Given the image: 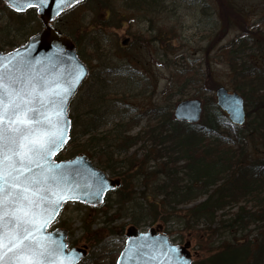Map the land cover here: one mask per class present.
Here are the masks:
<instances>
[{"label":"rangeland","instance_id":"rangeland-1","mask_svg":"<svg viewBox=\"0 0 264 264\" xmlns=\"http://www.w3.org/2000/svg\"><path fill=\"white\" fill-rule=\"evenodd\" d=\"M1 7L0 48L8 52L14 48L9 40L16 46L28 37L19 29L33 13L20 19L9 7ZM36 18L29 20V28L39 24L37 14ZM53 25L72 38L90 67L69 103L76 137L89 116L87 109L81 108L88 86L92 92L98 87L104 93L97 111L102 114L101 123L94 132L107 136L100 142L110 143L111 150L121 140L118 135L127 137L148 130L158 123L160 112L173 113L181 100L200 99L211 110V101L216 104V89L225 87L245 99V125L248 123L243 140L247 152L252 157L264 156V106L259 105L264 100V0H82L60 14ZM125 39L129 42L123 46ZM201 117L199 122H203V113ZM117 124L118 129L112 130ZM225 127L234 131L229 121ZM140 138L125 154H119L131 166V179L121 183L120 193L130 192L132 199L120 205L117 193L110 192L100 206L70 202L61 211L59 223L68 230V243L87 247L88 255L80 264H113L124 246L125 228L132 224L134 212L148 214L139 197L145 193L153 200V178L144 180L139 171L144 169V154L157 146L145 135ZM77 139L66 145L60 157H70L82 147L85 137ZM76 154L88 156L82 151ZM92 161L108 176H117L105 169L103 158L102 163ZM145 165L147 171L158 169L150 162ZM239 204L218 210L216 215L228 219ZM206 223L185 228L179 219L165 223L156 219L152 224L143 221L135 225L141 231L157 226L173 242H189L187 249L196 264L218 253L225 243L234 242L240 251L241 242L256 240L262 230L253 223L236 230L216 229L215 222L210 232Z\"/></svg>","mask_w":264,"mask_h":264},{"label":"trees","instance_id":"trees-1","mask_svg":"<svg viewBox=\"0 0 264 264\" xmlns=\"http://www.w3.org/2000/svg\"><path fill=\"white\" fill-rule=\"evenodd\" d=\"M0 5L2 9L8 7L5 3L0 2ZM30 13H33L32 17L22 21L24 23L19 29L21 34L27 36L39 30L42 22L39 21L37 26L29 28V20L37 21L36 13L32 9H28L25 13L14 14L21 19L25 18L23 15ZM10 42L11 40L8 41L10 45L15 46L11 44L14 42ZM97 89H93L92 92L89 86L86 88L87 100L81 108L87 109L86 114L89 116L85 121L86 124L82 123V130L77 136L85 139L81 144L82 147L77 149L75 154L79 151L86 152L97 163H102L101 158H103L107 167L105 169L115 172L122 183L131 179L129 176L131 166L122 160L119 154H125L141 139L140 135H145L157 146L156 149L144 154L141 159L144 169L139 171L144 180L148 177L153 178L151 183L154 198L150 200L148 196H144L145 193L140 195L139 198L143 199L140 205L148 209V214L142 216V213L138 215L134 212L133 222L129 225L137 227L135 224L143 221L152 224L156 219H161L163 223L171 219H179L185 228H192L200 221L207 222L206 226L212 232L215 228L211 225L215 222L216 229L219 227L228 230L247 228L251 223L257 224L258 228L262 229L261 232L256 240L241 242L243 249L240 247L238 251V246L234 242L225 243L222 245L224 247L222 250L207 260L199 261L198 264H262L264 262V156L252 157L246 150L243 138L244 128L248 122L241 127L232 126L234 131L231 132L225 127L226 121H229L225 112L218 109L214 101H211L212 106L209 110L207 109L209 104H204L206 102L203 101V109L205 107L203 122L192 124L180 122L173 119L172 111L160 112L156 121L158 123L150 125L148 130H139L127 137L118 135L121 140L115 145V149L111 150L110 143L103 145L100 142L107 136L94 132L101 123L102 114L98 115L97 111L101 108L100 103L104 102V93ZM263 102L264 100H261L259 105L264 106ZM70 117L72 119V116ZM73 124L72 120L71 138L68 144L75 139L78 140L77 134H74ZM118 127L119 124L112 130L115 131ZM148 162L158 165V169L147 171L145 164ZM120 186L111 193H117L119 201L114 199L121 205L124 203L123 200L132 199L128 196L132 194L120 193L122 190ZM198 197L201 199L195 202ZM249 200L253 201V204H247ZM238 202H240L239 207L231 211L228 219L216 215L218 210L225 208L228 210ZM179 205L185 207L179 208ZM216 218L218 220H215ZM246 260L250 262L246 263ZM193 264L196 263L193 261Z\"/></svg>","mask_w":264,"mask_h":264},{"label":"snow or ice","instance_id":"snow-or-ice-1","mask_svg":"<svg viewBox=\"0 0 264 264\" xmlns=\"http://www.w3.org/2000/svg\"><path fill=\"white\" fill-rule=\"evenodd\" d=\"M17 83H5L0 72V264H63L56 256L64 245L54 246L42 230L75 191L51 160L66 142L72 85L43 78Z\"/></svg>","mask_w":264,"mask_h":264},{"label":"water","instance_id":"water-1","mask_svg":"<svg viewBox=\"0 0 264 264\" xmlns=\"http://www.w3.org/2000/svg\"><path fill=\"white\" fill-rule=\"evenodd\" d=\"M3 1L16 12L35 8L44 25L38 33L29 37L26 44L7 53L0 51V72H3L5 83H8L10 78L20 81L13 85L19 88L29 79L35 81L43 78V81L57 80L62 85H72L64 113V118L68 121L66 142L52 155L51 160L58 166L56 172L64 173L75 191L73 198L61 201L56 214L45 225L42 234L47 236L54 246L64 245L62 249L57 248V261H62L63 264H77L87 255L86 245L68 248L66 230L59 228L49 231L48 227L57 218L58 211L64 202L80 201L96 206L104 200L108 191L120 184L119 179L108 178L105 171L96 167L84 154H77L62 161L54 159L56 154L64 150L70 139L71 121L67 115L69 101L89 72L86 64L80 61L73 41H70L66 35L55 31L51 22L66 8L80 0H47L45 4H40L39 0ZM29 2L34 6L28 7ZM126 41L125 39L123 44ZM76 76H79V80L72 84ZM215 99L218 108L227 112L232 124L240 126L245 123L244 100L237 92L229 93L225 87H218L215 91ZM173 111L175 120L196 123L202 115V102L195 98L181 100L175 105ZM188 245L189 242L184 245H174L166 234L156 233L154 229L141 233L134 227H129L125 244L115 264H192L193 259L187 249Z\"/></svg>","mask_w":264,"mask_h":264},{"label":"flooded vegetation","instance_id":"flooded-vegetation-1","mask_svg":"<svg viewBox=\"0 0 264 264\" xmlns=\"http://www.w3.org/2000/svg\"><path fill=\"white\" fill-rule=\"evenodd\" d=\"M128 42H129V41H128ZM128 42L125 43V45L128 44ZM125 45H124V46H125ZM68 203H69V202H68ZM68 203L64 204V205L62 206V209H63ZM62 209H61V210H62ZM60 216H61V214H60ZM59 221H60V217L58 218L57 224H58V225H62L61 223H59Z\"/></svg>","mask_w":264,"mask_h":264}]
</instances>
